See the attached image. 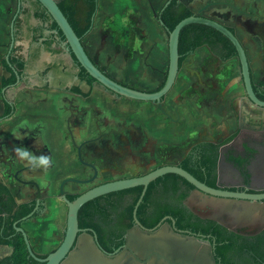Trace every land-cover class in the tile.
Returning <instances> with one entry per match:
<instances>
[{"label": "rangeland", "instance_id": "374dc122", "mask_svg": "<svg viewBox=\"0 0 264 264\" xmlns=\"http://www.w3.org/2000/svg\"><path fill=\"white\" fill-rule=\"evenodd\" d=\"M166 1L99 0V13L108 17L109 23L115 22L114 17H118L124 26V29H120V26L114 24L115 29L110 31L111 36L117 38L118 56L109 55V59H105L101 64L107 73L134 89L154 91L168 72L169 38L157 20V15ZM182 1L195 12L208 4L224 2L232 3L250 13L262 14L264 17V0L262 3L261 0ZM203 14L225 25H233L235 22L239 24L235 25L248 50L254 82L258 85L264 84V74H260L264 70V20L258 22L255 18L242 16L227 5L211 6ZM148 19L155 27L150 28L146 24L145 20ZM134 20L137 22L134 23ZM160 45H163L165 52L162 65L152 62V52ZM116 59L120 64L117 68L109 64ZM179 74H199L205 87L201 88L199 79L195 78L193 86L196 88L191 86L188 93H182V85H177L176 81L171 92L162 101L164 112L155 103L112 96L110 97L116 99L115 103H106L105 109L100 108L101 111H88L74 98H64L63 107L67 109L65 119H68L71 113L74 114L72 132L75 139L73 142L71 132L66 136L68 145H64L68 148L64 154L59 151L51 155L45 147H38L35 158L39 160L41 156L48 157V166L33 164L32 167L29 160L19 156L16 150L26 147V140L22 137L7 136L11 138L10 143L6 136L0 137V178L9 187L15 199L21 202L37 197L34 185L23 184L19 180L33 182L40 187L46 209L42 216L31 221L35 223L36 229L32 227L35 231L40 233L44 227H50L51 236L57 239L47 251L51 252L62 241L66 228L67 205L60 195L62 182L66 179L87 180L94 174L90 167L79 161L78 146L85 144L82 148L84 161L98 168V177L92 184L97 185L130 177L134 173H146L163 163H178L180 158L199 143L201 132L207 130L211 133L213 125L204 129L197 125L201 113L208 108L216 109L214 114H217L218 121L227 123L225 130L220 133L221 141L235 128L236 116L233 112L238 114L236 108L241 98L247 101L240 66L236 59L221 63L204 47L185 61ZM235 83L237 87H234ZM230 85L233 88L228 92L226 87ZM235 92L241 95H233ZM185 106L189 108L188 115H182ZM183 135L186 136L185 139ZM19 169H22V172H18ZM16 175L19 180L15 178ZM92 185L70 182L65 191L82 193ZM45 218H48L47 223L42 222ZM27 232L30 233L28 230Z\"/></svg>", "mask_w": 264, "mask_h": 264}, {"label": "flooded vegetation", "instance_id": "af4514ba", "mask_svg": "<svg viewBox=\"0 0 264 264\" xmlns=\"http://www.w3.org/2000/svg\"><path fill=\"white\" fill-rule=\"evenodd\" d=\"M58 1L60 2L62 0ZM169 1L170 0H167L164 6H166ZM179 1L183 2L182 0ZM95 2L96 10L98 11L99 0H95ZM226 5L234 12L242 16L253 19L255 18L258 22H262V19L264 20L262 14L250 13L248 11L241 10L232 3H226ZM90 6V0H77L74 5L75 10L79 11L89 10ZM203 12L201 16L208 17L204 15ZM194 13L196 12L194 11ZM218 22L223 24L220 21ZM235 24L239 26L236 22L233 25H223L226 26L239 40L246 50L249 59L246 45L240 37ZM260 42L262 45V38ZM204 47H206L211 55L221 63H228L235 59L239 63L237 51L236 56L224 62L218 57V55H215L207 45L198 48L194 53L190 54L188 58H192V55ZM260 53L262 54V49L260 50ZM251 74L253 77L254 73L252 66ZM260 74H264V70L260 72ZM253 84L258 86L259 93L264 94V84H256L254 82V78ZM247 102L249 101L247 100ZM255 108L260 112L253 114L255 117L249 122H246L244 113L243 115L241 113L235 115V112H233L234 116H236L235 128L229 132L222 142H208L220 144L217 154L212 151H192L194 147L200 145V143H197L189 152L185 154V156L180 158L178 163H163L146 173H134L130 177H123L120 179L140 177L159 167L167 165L181 167V164H184L187 161L186 166L191 170H194L197 175L201 176L200 172L207 171L208 175L205 178L206 181H203L200 177L198 178L197 176H194L192 172L183 168L200 182L209 187L228 190L231 192L264 195V108ZM190 155L191 158L188 160ZM90 168L93 170L94 174L87 180L95 177V169L92 167ZM96 170V178L92 182L85 185H92L96 181L99 174L97 167ZM18 172H22V169H19ZM211 178L216 179L215 186L209 185V179ZM23 182L24 181L21 183ZM98 185L100 184L92 185L87 190ZM82 193L66 192V196L81 195ZM141 194L136 202L135 198L137 194H129L123 201H121V203L115 204V206H117V209L115 210H108V208H111L112 205H107L106 209L91 207L89 209L91 216L88 219V226L80 227L81 232L78 234L79 239L83 241L91 239L94 248L103 257L115 260L117 257L121 256L126 248L127 234L129 230L138 226L142 232L150 233L152 230L168 223L172 230L182 234L183 236L195 237L197 239H204L207 241L212 247L211 257L214 260V264H264V200L260 202L261 208L254 215V218L248 219L246 216L241 217L240 214L233 215L228 211H222L216 199L201 195L195 187L188 183L185 179L181 177L177 178L175 175L169 174L157 179L149 185L145 195L146 197H144L142 203L140 204V206L142 205L143 207L140 216H137V219L140 222L138 225L135 222L134 215L130 217L128 214H125V212L127 211L128 206L132 204L136 206ZM31 201H35L36 206L37 201L40 202L36 212L42 216L45 212L46 205L41 190L39 195L37 190V197ZM242 210H246V212L247 210H250V204L244 203ZM106 212H109V215H106ZM148 222H155L156 224L154 226L146 225L145 223ZM130 223L132 224L131 226L129 225ZM64 233L65 230L63 232V238ZM61 242L51 252L56 250ZM218 242L220 246H218ZM76 248L77 243H75L72 247V251Z\"/></svg>", "mask_w": 264, "mask_h": 264}, {"label": "crops", "instance_id": "0c3cea01", "mask_svg": "<svg viewBox=\"0 0 264 264\" xmlns=\"http://www.w3.org/2000/svg\"><path fill=\"white\" fill-rule=\"evenodd\" d=\"M19 3L20 0H0V115L4 112L1 94L7 90L2 89V78L10 76L4 69L3 61L9 60L7 58L15 48L17 49L15 54L20 56L25 63L23 75L18 76L17 85L6 91V96L14 103L16 111L11 118L0 122V137H22L26 140L25 149L32 157L36 156L38 147H45L51 155L57 154L59 151L64 154L68 148L66 136L71 132L73 142L75 137L72 132L74 130V114L71 113L68 119H65L67 109L63 107V99L74 98L88 111H101V109H105L106 103H115L116 99L110 96L120 97L112 95L98 84L91 86L86 80L80 78L81 68L74 61L66 41H62L57 31L51 28L53 20H43L39 17L38 14L42 12V6L37 0H21L20 7ZM114 18H116L115 22L109 23L108 17L99 13L98 10L94 16L92 30L83 39L89 56L95 59L105 71L106 68L101 63H104L105 59L108 60L109 55H117V38L111 36L110 31L113 30L114 24L120 26V29H124L123 21L118 17ZM136 22L137 20L134 23ZM145 22L150 28L151 26L155 27L150 19ZM52 40V45L48 46V42ZM164 58L163 45L157 46L152 52V62L162 65ZM109 64L115 68L120 65L118 59L109 62ZM110 76L114 80L122 82L114 75ZM166 76L167 74L165 79ZM195 78L199 79L200 87L204 88L202 76L199 74H179L177 85L178 83L182 85L180 87L182 93H188L195 83ZM195 88L193 86V89ZM231 88L233 87L230 85L226 87V90L229 92ZM89 91H91L90 97L84 98L82 94L89 93ZM233 95L241 94L235 92ZM42 99L47 102L44 103ZM240 100V105L236 108L237 113L242 115L244 113L246 122H249L255 117L253 114L260 111L244 98ZM185 107L182 109L184 111L182 115L189 114V108ZM215 111L217 110L208 108L201 113L198 119L197 125H200L201 129L213 125L211 133L204 130L199 134L200 144L210 141L222 142L220 133L225 130L227 123L218 121L217 114H214ZM183 138L185 139L186 136L183 135ZM7 141L10 143L11 138H7ZM31 165L34 166L33 163ZM25 202L29 201H17L18 204ZM46 221L48 222V218L42 222L47 223ZM32 227L36 229L33 221L28 220L24 223V229L30 232L28 235L35 251L42 255L49 254L48 247L57 241L55 237L51 236L50 227H44L42 231L39 230L40 233ZM12 253L11 247L0 245V260L11 256Z\"/></svg>", "mask_w": 264, "mask_h": 264}, {"label": "water", "instance_id": "95a60500", "mask_svg": "<svg viewBox=\"0 0 264 264\" xmlns=\"http://www.w3.org/2000/svg\"><path fill=\"white\" fill-rule=\"evenodd\" d=\"M37 2L41 4L51 16L52 20L56 22L66 39L69 50L75 56L79 65L100 85L119 97L137 102L155 103L158 104L163 111L162 99L171 92L180 73L179 40L181 31L187 25L201 24L217 30L233 43L239 58L246 98L253 106L264 108V101L260 100L254 91L250 62L242 44L226 26L216 20L201 16L202 12L209 7L214 5H226V3L217 2L206 5L193 16L183 19L176 25L173 31L168 33L169 67L165 83L163 87L156 92H145L119 83L109 77L108 74L103 72L92 61L81 38L78 37L67 17L60 9L58 0H37ZM170 2L171 0L166 6L169 5ZM20 3L19 7L21 5ZM84 145L85 144H82L77 147L79 161L83 165L95 169V177L86 181L66 179L62 182L60 186V195L68 206V212L64 238L58 248L50 252L45 258L38 257L32 249L28 232L23 226L18 227L17 223L15 224L17 232L21 233L25 240L29 256L43 264H214V260L211 257L212 247L207 241L195 237L183 236L172 230L168 223L152 230L150 233L142 232L138 226L129 230L126 248L121 256L117 257L115 260L103 257L94 248L91 239L84 241L79 239L78 234L81 232V229L79 227L78 214L85 204L111 193L143 187L141 197L133 212L135 222L139 225L140 222L137 219V211L146 195L149 185L165 175L173 174L185 179L188 183L193 185L201 195L216 199L222 211H228L233 215L240 214L241 217L246 216L248 219L254 218V215L261 208L260 202L264 200V195L262 194L252 195L209 187L183 168L175 165H167L159 167L140 177L119 179L100 184L82 193L71 202L66 196V184L70 182L88 184L92 182L97 175L96 167L85 162L83 159L82 148ZM15 178L18 179V176L16 175ZM19 181L22 182L21 180ZM23 183L35 185L38 190V195L40 194V187L38 184L33 182ZM244 203L250 204V210H247V212L246 210H242ZM39 204L40 202L37 201L35 210L27 217L23 218L22 224L32 218ZM75 243H77V248L72 251V247Z\"/></svg>", "mask_w": 264, "mask_h": 264}, {"label": "trees", "instance_id": "16d2710c", "mask_svg": "<svg viewBox=\"0 0 264 264\" xmlns=\"http://www.w3.org/2000/svg\"><path fill=\"white\" fill-rule=\"evenodd\" d=\"M76 1L77 0H62L59 2V7L64 13V15L67 17L69 23L73 27L78 37H80L83 42V39L86 37V35L90 33L93 27V20L97 11L96 2L95 0H90V5H91L90 9L85 11H79V10H75L74 7ZM194 14H195L194 11L191 10L184 2H181L179 0H172L169 5L164 6L161 9L158 15V20L161 23L162 28L168 34L171 31H173V29L176 27V25L179 22H181L183 19L187 17L193 16ZM38 15L43 20L52 19L51 16L43 7H42V12ZM51 28L57 31L59 38L62 41H66L63 33L57 26L56 22L53 21ZM52 43L53 40L51 42H48V46L52 45ZM204 45H207L211 49V51L215 55H218V57L224 62L236 56L235 47L230 42V40L227 37H225L223 34L205 25L190 24L184 27L180 34V40H179L180 69L183 67L188 56L194 53L198 48L203 47ZM16 50L17 49L14 48L11 51L8 61L7 60L3 61L4 69L6 73L9 74L10 76L8 78L5 77L2 78V89L8 90L11 87H15L18 83V76L21 77L23 75L25 63L20 56L15 54ZM72 57L74 61L77 62V64L79 65L78 61L76 60L73 54ZM92 61L103 72L106 73L105 69L101 68L95 59H92ZM80 68H81L80 78L86 80L91 86L94 84L100 85L95 79H93L85 71V69H83L81 66ZM108 76L111 77L110 75ZM165 80L160 84V86L157 89L150 92H156L160 90L163 87ZM119 83L124 84L122 82ZM124 85L128 86L126 84ZM100 86L103 87L102 85ZM104 89L107 90L106 88ZM75 90L77 91V89ZM6 91L3 94H1L4 103V112L0 115V122L11 118L16 111L14 103L7 98ZM254 91L257 97L260 100L264 101V94L259 93V89L257 85H254ZM108 92L114 96H117L113 92L110 91ZM90 95H91V91H89V93L82 94L84 98H88L90 97ZM164 100L165 98L162 99V101ZM219 148H220V144L203 143L194 147L192 151H198V150L212 151L215 154H217ZM190 158L191 155L188 157V160ZM186 162L184 164L183 163L181 164L182 168L189 170L190 172H192L194 176H197L198 178L200 177V179L206 181L205 178L208 175L207 171L200 172L201 176H199L196 174L194 170H191L186 166ZM175 176L177 178H180L177 175ZM209 182H210L209 184L210 186H215L216 179L211 178L209 179ZM141 192H142V187H138L134 189L111 193L88 202L79 211L78 214L79 227L88 226L89 223L88 219L91 216V212L89 211V209L91 207L106 209L107 205H112V207L108 208V210H115L117 209V206H115V204L121 203V201H123L129 194H133V193L137 194L135 198V202H136ZM78 196L79 195H68L67 198L70 201H74ZM35 206H36L35 201H29L22 204H18L15 199V196L13 195L9 187L0 178V245H7L13 249L12 255L1 259L0 264H43L41 262L32 259L29 256L24 238L22 234L17 232L15 228L16 223L18 227L22 225L23 218L31 214L34 211ZM134 207H135L134 204L128 206L125 214H128L130 217H132ZM142 207H143L142 205L139 207L137 211V216H140ZM106 215H109V212H106ZM38 217H40V214L38 212H35L31 220L36 219ZM145 224L154 226L156 223L148 222ZM129 225L131 226L132 224L130 223ZM218 246H220L219 242H218ZM32 249L34 250L36 255L40 258H45L48 255V254L42 255L37 253L33 246Z\"/></svg>", "mask_w": 264, "mask_h": 264}, {"label": "clouds", "instance_id": "9594fccd", "mask_svg": "<svg viewBox=\"0 0 264 264\" xmlns=\"http://www.w3.org/2000/svg\"><path fill=\"white\" fill-rule=\"evenodd\" d=\"M16 151L21 158L27 159L33 164H41L44 166H48L50 163L49 158L46 156H41L39 160H37L35 157H32L26 149L22 150L18 148Z\"/></svg>", "mask_w": 264, "mask_h": 264}]
</instances>
